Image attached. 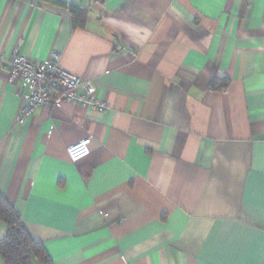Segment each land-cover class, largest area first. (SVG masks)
Wrapping results in <instances>:
<instances>
[{
    "label": "crops",
    "instance_id": "0c3cea01",
    "mask_svg": "<svg viewBox=\"0 0 264 264\" xmlns=\"http://www.w3.org/2000/svg\"><path fill=\"white\" fill-rule=\"evenodd\" d=\"M61 1L85 28L0 0V192L31 237L53 264H264V0ZM17 48L58 53L109 109L59 101L17 124Z\"/></svg>",
    "mask_w": 264,
    "mask_h": 264
},
{
    "label": "built area",
    "instance_id": "2783aa9c",
    "mask_svg": "<svg viewBox=\"0 0 264 264\" xmlns=\"http://www.w3.org/2000/svg\"><path fill=\"white\" fill-rule=\"evenodd\" d=\"M13 77L22 91L29 90L27 103L21 109L17 124L24 125L39 107H49L65 101L81 108H91L104 112L109 106L96 98V86L91 81L69 73L61 66V57L54 53L49 61L37 63L14 50L10 59ZM92 138L88 137L68 147L67 155L71 163H79L91 154Z\"/></svg>",
    "mask_w": 264,
    "mask_h": 264
},
{
    "label": "trees",
    "instance_id": "16d2710c",
    "mask_svg": "<svg viewBox=\"0 0 264 264\" xmlns=\"http://www.w3.org/2000/svg\"><path fill=\"white\" fill-rule=\"evenodd\" d=\"M43 3L67 9L71 14L74 28H85L88 11L82 7L61 0H38ZM230 81L225 78L215 79L209 90L226 93ZM0 224L6 227V234L0 238V259L4 264H53L46 249L28 233L20 214L0 192Z\"/></svg>",
    "mask_w": 264,
    "mask_h": 264
}]
</instances>
